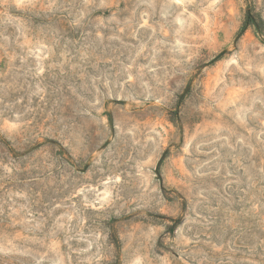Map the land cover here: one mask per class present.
I'll list each match as a JSON object with an SVG mask.
<instances>
[{
  "label": "rangeland",
  "instance_id": "1",
  "mask_svg": "<svg viewBox=\"0 0 264 264\" xmlns=\"http://www.w3.org/2000/svg\"><path fill=\"white\" fill-rule=\"evenodd\" d=\"M249 13L264 0H0V264H264Z\"/></svg>",
  "mask_w": 264,
  "mask_h": 264
},
{
  "label": "trees",
  "instance_id": "2",
  "mask_svg": "<svg viewBox=\"0 0 264 264\" xmlns=\"http://www.w3.org/2000/svg\"><path fill=\"white\" fill-rule=\"evenodd\" d=\"M244 24H245V26L252 25V26H255L256 28L261 29V27L264 25V20L261 19V18L255 17L252 13H249L246 16ZM112 241L117 247L120 246V240H119V238L117 236L112 235Z\"/></svg>",
  "mask_w": 264,
  "mask_h": 264
}]
</instances>
